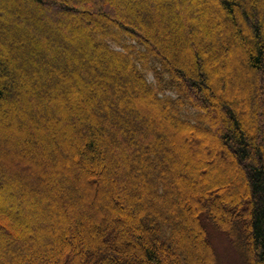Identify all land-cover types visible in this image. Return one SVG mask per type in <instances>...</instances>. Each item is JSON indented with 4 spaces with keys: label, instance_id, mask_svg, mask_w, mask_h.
I'll return each mask as SVG.
<instances>
[{
    "label": "trees",
    "instance_id": "obj_1",
    "mask_svg": "<svg viewBox=\"0 0 264 264\" xmlns=\"http://www.w3.org/2000/svg\"><path fill=\"white\" fill-rule=\"evenodd\" d=\"M4 33L0 264H218L206 219L264 264V0H0Z\"/></svg>",
    "mask_w": 264,
    "mask_h": 264
},
{
    "label": "rangeland",
    "instance_id": "obj_2",
    "mask_svg": "<svg viewBox=\"0 0 264 264\" xmlns=\"http://www.w3.org/2000/svg\"><path fill=\"white\" fill-rule=\"evenodd\" d=\"M6 33V32H5ZM4 33V34H5ZM1 35L0 38L4 39L5 35ZM0 39V40H1ZM114 47L115 45L111 43ZM2 49L5 51L4 53L10 55H14V52L11 48L7 47ZM20 57H23L21 55L22 53L18 52ZM149 80L153 81V76L149 75ZM192 113L189 110L185 111L184 114L190 115ZM203 116L206 118V115L203 114ZM35 171V170H34ZM206 227L208 230L209 239L212 245V249L215 253V257L218 264H247V257L248 254L246 252L242 251L240 247L237 246V244L234 241V236L231 235L229 232L230 230L226 227H220L219 224L215 220H207L206 219Z\"/></svg>",
    "mask_w": 264,
    "mask_h": 264
}]
</instances>
